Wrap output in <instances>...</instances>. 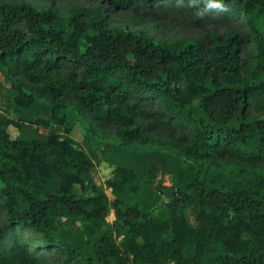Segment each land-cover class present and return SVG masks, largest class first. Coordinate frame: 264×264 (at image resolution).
Returning <instances> with one entry per match:
<instances>
[{"label":"trees","instance_id":"16d2710c","mask_svg":"<svg viewBox=\"0 0 264 264\" xmlns=\"http://www.w3.org/2000/svg\"><path fill=\"white\" fill-rule=\"evenodd\" d=\"M155 1L243 17L249 60L240 64L230 33L214 34L207 57L198 41L111 27L103 6L0 0V68L14 101L30 108L43 98L52 109L34 121L48 130L45 139L12 138L21 122H0V207L8 221L0 264H264V118L247 115L264 95V0L113 5L157 15ZM140 117L150 118L147 127ZM78 124L91 135L113 126L120 146L165 153L179 170L171 193L146 201L154 163L115 167L106 182L112 198L99 192L93 159L71 136ZM155 125L168 137L153 139L147 129ZM160 201V214H148ZM193 202L195 224L187 213ZM76 222L84 225L78 245L61 239ZM21 228L41 236L35 248L18 237Z\"/></svg>","mask_w":264,"mask_h":264},{"label":"rangeland","instance_id":"374dc122","mask_svg":"<svg viewBox=\"0 0 264 264\" xmlns=\"http://www.w3.org/2000/svg\"><path fill=\"white\" fill-rule=\"evenodd\" d=\"M29 4L39 6H52L60 10H67L72 7H88L94 8L103 6L108 8V25L116 27L124 31L139 30L147 33L157 41L171 42L175 40L185 39L190 41H198L201 43L203 51L209 57L213 50V37L215 33L227 35L228 33L235 36L238 42L236 46L240 48L239 61L243 64L249 60V44L248 38L249 28L243 17L234 15H224L216 10L199 9L190 7L183 2L155 1V9L157 15L152 14L144 8L132 10L127 7L113 5L114 0H22ZM69 70L63 69L61 77L63 81H67ZM246 77L245 71H243ZM15 92L12 89L11 81L0 68V122H4L11 118L20 121L21 128H10L12 138H22L25 140L45 139L48 130L37 126L34 121L37 119H49L52 109L45 99L41 98L36 101L30 108H24L17 105L14 101ZM151 111L150 107H145ZM248 117L264 118V95L259 99L251 101L247 108ZM139 121L147 127L151 122L149 117L139 118ZM148 134L153 139L167 138L169 129L160 125H155L152 129H147ZM80 146L86 149L94 165L92 168V176L94 183L99 192H105L112 198L111 190L106 187L107 180L112 176L113 169L117 166L133 167L143 170L149 163L156 166L157 180L153 192H148L146 201L151 202L154 192H164L170 194L172 185L175 182V175L179 171L177 167L166 163V154L160 152L155 147L147 146L138 149L135 145L120 146L119 140L115 135L113 126L109 127L103 134L91 135L85 127L78 124L71 135ZM57 185V180L48 184V188L53 190ZM163 206L160 201L154 207H150L148 214L159 215ZM196 203H191L187 213L189 220L195 224ZM115 215L112 212L108 220L113 222ZM8 226L7 216L0 207V235ZM19 238L26 240L31 247L35 248L41 240V236L31 229H23L16 231ZM84 235V225L76 222L72 227L61 235V239L78 245ZM6 237L5 240H9ZM164 264H171L165 262Z\"/></svg>","mask_w":264,"mask_h":264}]
</instances>
